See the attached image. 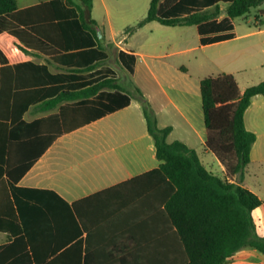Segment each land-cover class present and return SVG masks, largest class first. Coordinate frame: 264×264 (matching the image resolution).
Here are the masks:
<instances>
[{"label":"trees","instance_id":"16d2710c","mask_svg":"<svg viewBox=\"0 0 264 264\" xmlns=\"http://www.w3.org/2000/svg\"><path fill=\"white\" fill-rule=\"evenodd\" d=\"M220 3L227 6L225 17L218 21ZM263 3L151 0L146 16L126 30L149 22L196 26L200 43L205 45L233 38L232 20ZM91 8V0H51L24 9L17 8L16 0H0V34L15 38L23 50H38L59 64L91 70L107 57L100 42L102 34L90 17ZM118 61L133 72L134 56L119 52ZM0 62L6 63L1 50ZM23 66L35 71H17L19 65L0 69V121L17 122L10 135L34 131L39 125L52 130L58 123V130L49 137L50 144L62 134L63 118L66 132L73 125L63 116L65 109H75L71 105L62 107L59 116L23 122L22 114L35 101L31 96L17 105L25 87L50 86L47 94L61 91L51 105L63 98L85 99L80 107L98 108L89 116L91 119L124 108L131 100L108 69L52 75L45 66ZM25 72L32 75L30 83L20 80ZM137 94L160 161L156 169L69 204L52 190L15 185L38 155L3 157L6 173L11 176V171L15 172L14 182L7 183L6 195L15 213L14 241H22L32 250L31 255L26 253L27 264H34L50 251L51 261L43 264H75L80 259L81 264H225L243 248L255 249L264 256V237L257 235L252 216L262 201L247 188L229 181L233 177L241 181L250 163L256 136L245 128L244 113L253 97L264 95V80L244 90L233 74L200 81L203 146L223 167L225 179L209 172L184 143H168L171 127L159 128L149 104L139 91ZM84 109L77 111H91ZM39 247L45 253L42 257L37 254ZM100 257H107L109 262H96ZM17 264H23V260L18 259Z\"/></svg>","mask_w":264,"mask_h":264},{"label":"crops","instance_id":"0c3cea01","mask_svg":"<svg viewBox=\"0 0 264 264\" xmlns=\"http://www.w3.org/2000/svg\"><path fill=\"white\" fill-rule=\"evenodd\" d=\"M48 1L51 0H22L21 3L16 0V4L18 9H24ZM98 1L104 16L96 15V2L91 0L90 17L102 34L100 42L107 57L91 70L59 64L38 50H23L22 44L15 38L5 32L0 34V50L6 59V63L0 62V69L19 65L17 71H35L32 67L23 66L26 63L45 66L52 75L65 74L67 71L108 69L115 73L120 88L131 95L128 106L91 119L89 116L98 108L88 105L80 107L83 103L81 101L85 99L68 101L63 98L51 105L53 100L59 98L61 91L55 90L47 94L50 86L21 89L23 94L17 105H21L31 96L35 98L21 117L27 124L50 116H59L65 105H71L75 109H65L63 113L67 122L73 124L71 130L65 131L63 118L62 134L50 144L49 137L58 130V123L52 130L44 127L45 125H39L34 131L10 135L9 131L17 122L0 121V264H17L20 258L23 264H27L26 253L32 254L29 246H25L22 241H14L17 226L6 189L7 183L14 182L12 177L15 172L12 170L11 176L6 173L3 157L5 159L8 154L38 155L15 185L52 190L69 204L156 169L160 161L156 158L154 143L148 134L142 107L137 99L139 91L153 111L157 126L171 127L167 142L184 143L195 151L209 172L214 175L219 172L222 177L217 176L225 179L224 169L218 161V167L215 169L202 158L210 153L203 146L205 129L200 81L208 76L233 74L241 90L263 81L259 76L264 73V21L246 19V15L235 18L232 20L233 38L202 45L196 26L169 27L158 22H149L140 28L127 31L126 29L135 27L146 14H134L135 9L131 1L123 5L115 0H112V3ZM219 6L222 12L218 21L225 17L224 10L227 5L220 3ZM162 27L180 30H186L188 27L198 35V44L195 47L180 49V52L189 51L194 54L186 56L185 65L174 66L175 71H169L160 60L166 58L165 52L171 48V44H175L176 40L181 42V38L159 37L156 33L164 30ZM110 52L117 55V60L119 52L135 57L133 72L127 71L129 80L126 81V76L121 75L124 77V84L121 83L120 75L108 65L111 60ZM145 58L153 61L152 64H144L139 68L138 63L143 62ZM257 76L258 80H255ZM20 80L30 83L31 73H23ZM82 108L91 111H77ZM244 126L256 136L250 151V163L246 166L241 181L237 177L229 181L247 188L262 201V204L253 210L252 216L257 235L264 237V95L252 98L244 113ZM37 251L40 257L45 254L40 247ZM45 255L34 264L50 262L51 251ZM107 261L109 262L107 257H100L96 262ZM74 263L81 264V259ZM225 264H264V256L255 249L243 248L228 258Z\"/></svg>","mask_w":264,"mask_h":264},{"label":"rangeland","instance_id":"374dc122","mask_svg":"<svg viewBox=\"0 0 264 264\" xmlns=\"http://www.w3.org/2000/svg\"><path fill=\"white\" fill-rule=\"evenodd\" d=\"M19 3L22 2V0H18ZM37 0H31V2H36ZM106 2H110L112 3V0H105ZM117 1V3L119 4H127L130 1L133 2L134 5V14H141L142 12L144 14H146L147 12V8H148V4L150 0H115ZM96 2V15H100V16H104V11L103 8L100 4V1L95 0ZM224 10V8H223ZM246 19H252L258 22H263L264 21V4L253 8L250 10L249 13L246 14L245 16ZM164 30H161L159 33H156V35H158L161 38H167V37H174V38H181V42L180 40H176L175 44H171V48L168 49L165 53L167 54L166 58L160 60L161 62L165 63V66L168 68L169 71H175L173 69L174 66L177 65H181V64H186V56L190 57L194 54V52H189L187 51V53H183L180 52V49H186V48H193L198 44V35L196 33V31L192 30V28H185L186 30H180L179 28H163ZM110 57L111 60L108 61V65L118 74L120 75V80L122 84H124V77H122L121 75L126 76V81L129 80V76H128V72L126 69H124L120 62L117 60V55L116 54H112L110 52ZM153 61H151L148 58H145L143 60V62L141 61V63H138V67H143L144 64H152ZM260 75V74H259ZM261 80H264V73L261 74ZM255 80H258V76L255 77ZM175 137V136H173ZM202 158H204L205 162H209V164L213 165V168H217L218 166V162L217 160L211 155V154H205L204 156H202ZM218 176L222 175L217 172L215 173ZM216 175V176H217ZM264 183V180H263Z\"/></svg>","mask_w":264,"mask_h":264}]
</instances>
